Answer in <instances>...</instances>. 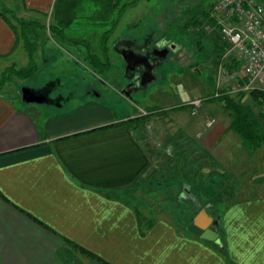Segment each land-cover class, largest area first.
Returning <instances> with one entry per match:
<instances>
[{
    "label": "crops",
    "instance_id": "obj_1",
    "mask_svg": "<svg viewBox=\"0 0 264 264\" xmlns=\"http://www.w3.org/2000/svg\"><path fill=\"white\" fill-rule=\"evenodd\" d=\"M52 1L20 0L19 4L28 19L38 22V15L47 13ZM36 29L39 26L32 25L25 33L32 39ZM108 36L101 33L98 52L87 47L90 44L84 38L61 41L83 43L86 52L103 60L100 55L106 51ZM122 40L128 38H118L113 46ZM23 43L0 15V58L9 57L18 46L25 50ZM50 60L48 64L58 59ZM7 82L0 88V264H97L79 248L110 264H264V194L217 204L220 246L163 216L152 218L141 234L135 210L125 197V189L149 162L137 120H129L134 115L116 112L98 99L97 92L62 106L60 95L51 97L43 89L52 80L46 86H27L42 91L38 90L37 101L26 102L18 85L12 92L2 91ZM245 98L256 105L258 123L253 119V126L260 129L256 124L261 126L264 115L257 110L258 99L249 93ZM222 105L230 117L225 124L210 116L203 125L198 111L210 114L217 109L200 104L188 120L177 117L178 131L170 135L187 136L214 162L213 151L219 156L218 143L227 127L235 124L230 107ZM247 108L242 107L249 113ZM214 123L216 131L208 127ZM187 129L192 135L184 132ZM257 134L264 138V133ZM75 253L89 262H82Z\"/></svg>",
    "mask_w": 264,
    "mask_h": 264
},
{
    "label": "rangeland",
    "instance_id": "obj_2",
    "mask_svg": "<svg viewBox=\"0 0 264 264\" xmlns=\"http://www.w3.org/2000/svg\"><path fill=\"white\" fill-rule=\"evenodd\" d=\"M128 1L120 0V3ZM214 1L136 0L133 4L126 5L105 42L109 65L102 71L87 66L89 62L85 57V44L74 45L65 39L62 42V39L48 32L46 24L52 22L49 9L47 13L38 15L37 20L41 27L35 30L33 36L34 58L37 65L35 72L26 78L18 79L11 76L12 81L7 82L2 91L12 92L17 85L41 87L46 85V81L52 80L53 84L47 88L50 96L60 95V103L65 107L97 92L99 100L109 103L121 115L147 113L141 122L136 123L145 146L158 154L173 152L167 137L178 131L177 117L182 116L183 120H188L191 115L197 113L200 104L203 106L206 104L212 110H217L213 113L210 111V114L203 113L202 109L198 111L201 113L203 125L204 120L210 116L216 117L218 121L222 119L225 124L230 117L221 110L224 108L221 97L229 95L235 101L238 99L239 91L235 88L241 71L240 69L227 71L226 63L234 57L233 53L225 54L224 43V47L219 49L222 41L219 40L218 30L211 20L208 23L202 16L206 12L208 14ZM19 3L20 0H0V8L7 6L17 17L28 19L29 16L22 12ZM81 3L83 4L81 7L71 12L72 17L64 31L65 35L84 38L83 40L89 41L90 45L87 47L98 52L99 37L104 29L113 24L111 21L116 13L114 11L110 16L109 14L106 16L104 11L95 8L89 1ZM11 14L8 10L5 12L9 20L16 24ZM118 38L130 39L135 50L145 46V38L148 39L147 47L156 46L161 41L163 44H173V48L154 68V78L147 82L144 88H132L125 94L119 90L124 81L128 80L123 77V62L113 47ZM42 52L44 56L40 57ZM52 57L58 60L48 64L47 61L52 60ZM100 58L103 59V56L100 55ZM11 61L15 67L26 64L23 46L22 48L18 46L9 57L0 58V72ZM227 90L229 92H226ZM244 94L246 93L243 92ZM242 98L243 96L241 100ZM242 102L243 107H248L251 119H255L256 122L257 111H254L256 105L248 98ZM181 105L183 107L177 108ZM257 110L261 112L259 107ZM229 112L232 114L230 109ZM238 119L232 120L234 122ZM260 123L261 126L256 124V127L260 128L256 131L263 134L264 119ZM214 125L208 127L214 131L217 123ZM232 127H227L228 132L227 130L224 132L218 143L219 156L211 149L215 155L214 164H209V167L204 169L209 172L203 173L204 178L200 186L202 188L205 184L208 192L206 195H200L201 200L217 199L226 202L241 196L264 194V140L259 139L257 135L256 140L251 141V144L258 143L257 146H251ZM184 132L191 134L188 129ZM179 189L177 186L167 187L166 190L159 183H144L134 189H125V196L137 206L143 216L167 217L183 229L182 221L186 219L182 214L184 212L182 208L185 207L186 212L190 213L192 207L188 200L175 197ZM191 190L195 191L194 188H189L191 193ZM211 209L210 206L205 208L209 213ZM75 255L82 262H89L87 258H82L77 253Z\"/></svg>",
    "mask_w": 264,
    "mask_h": 264
},
{
    "label": "trees",
    "instance_id": "obj_3",
    "mask_svg": "<svg viewBox=\"0 0 264 264\" xmlns=\"http://www.w3.org/2000/svg\"><path fill=\"white\" fill-rule=\"evenodd\" d=\"M82 1H89L90 4L95 6V8L104 11L106 16L108 14L110 16L115 11L116 16L111 21V23L113 24H111L108 28L104 29L102 32L103 37H107L109 33L113 30L114 24L118 20L121 11L125 8L126 5H131L136 0H129L128 2H123V3H120V0H53L49 12L51 13L52 16V20H51L52 22L46 24V28L48 32L54 35L58 39L66 38L64 31L66 27H68L69 20L72 17L71 12H73L75 8L82 6L83 5L81 3ZM7 10L12 13L11 14L12 18L16 21L17 26H14V24L5 15V12ZM0 15L1 17H3V19L6 20L7 23H9V26L15 33V36H17V39L19 37L23 40L24 42L23 44L26 50V57H27L26 64L24 66L15 67L14 65L11 64L1 72L0 74V88H1V86L5 82L10 81L11 79L10 76H14L17 78H26L35 72V69L37 67L34 58L35 41L33 40V37L32 39H30L31 36L30 38L28 37L29 35L25 33L26 32L25 29L32 25H36V26L38 25L39 27H41V24L37 22L35 19H24L21 17H17L13 13L11 8L7 6H3L2 8H0ZM204 16H205L204 18H206V22L209 23V20L211 19L208 18L207 12L205 13ZM219 47H220L219 49L221 50V47H224L223 43ZM105 52L106 51H104L103 53L104 56L103 60H100L96 53L89 51L86 52L85 57L87 58L89 65L92 68L102 71L103 69L107 68L109 65V59L107 58ZM99 64L103 66H99ZM237 64H238V60L234 57H231L229 62L226 63L227 66L226 68L228 70L230 68H235ZM49 85L47 86L45 85V86L48 88ZM47 88H43L45 92H48ZM39 91L42 90L39 89ZM249 94H251L254 98H257L260 95V92L258 90L252 89L249 91ZM242 96H243V92H238V96H237L238 99L236 101L233 100V98H230L229 95L222 96L221 99H223L226 106L230 107V111L233 113V118H237V119L239 118L237 121H234L235 131L238 133L239 136L242 137L244 141L250 143L251 146H256V144L258 143L251 144V141L256 140L255 137L258 134L253 126L254 122L250 118L248 111L242 109L243 106L242 103L240 102ZM143 118H144V114H138V115H134L129 120H137V122H141ZM262 140H264V138H262ZM167 142L170 145L171 149L173 148V152L171 151L168 154L166 153L158 154L156 151L153 152L151 148L147 147L149 150V154H148L149 162L146 165L143 172L134 180L133 184L129 186V188L134 189L137 188L138 186H141L144 183L145 184L159 183L162 188L167 190V187L177 188L178 186V188H180V186L183 183H187L189 185V188L195 189L194 192L191 190L193 194V198H191L188 195L186 197L179 195L180 189L178 190V192H176L175 195L177 199L188 200L189 201L188 203H190V206L192 207V212L190 213L186 212L185 207L182 208V211L184 210L182 214L185 216V219L187 220V221L186 220L182 221L183 229H185L186 223L191 219L194 213L201 207L206 208L207 206H210L212 208L210 214L213 215V217L216 218L218 221L219 214L217 213L216 208L220 200L213 199V201L212 200L210 201L208 199H202V200L200 199L201 198L200 195L202 194L206 195V193L208 192L207 191L208 188H205L206 187L205 184L202 185V188L200 186V184H202L204 174L209 172V170L205 171L204 169H207V167H209V164L210 165L214 164V162L210 159L209 154H206L205 151L200 150V147L199 146L197 147V145H195L194 142H192L187 136H183L179 133L170 135L167 138ZM210 174H212V170H210ZM214 180L216 181V179ZM214 192H209V193L213 194ZM128 202H130L129 199ZM131 206L135 210L139 233L142 234L151 225L152 218H147L143 216L139 212L135 204L131 203ZM218 226H219V222H218ZM185 231L188 232L186 229ZM64 242L68 243L69 245L71 244L74 245L73 242L67 239H64ZM208 242L214 243V245L217 246H220L222 244L219 240L208 241ZM79 250L84 255H87L92 260H94L97 264H110L109 262L103 260L99 256L87 252L82 248H79Z\"/></svg>",
    "mask_w": 264,
    "mask_h": 264
},
{
    "label": "built area",
    "instance_id": "obj_4",
    "mask_svg": "<svg viewBox=\"0 0 264 264\" xmlns=\"http://www.w3.org/2000/svg\"><path fill=\"white\" fill-rule=\"evenodd\" d=\"M208 18L226 45L225 54L233 53L238 60L236 69L230 68L241 71L235 90H258L264 115V0H215Z\"/></svg>",
    "mask_w": 264,
    "mask_h": 264
},
{
    "label": "water",
    "instance_id": "obj_5",
    "mask_svg": "<svg viewBox=\"0 0 264 264\" xmlns=\"http://www.w3.org/2000/svg\"><path fill=\"white\" fill-rule=\"evenodd\" d=\"M122 58L128 62L129 59H136V61H141L144 63V70L140 74V84L151 81L154 78V75L151 71V67L147 62V59L140 56H137L132 51H129L127 56L124 55L123 51L121 52ZM134 62V61H132ZM39 90V89H37ZM36 89L29 88L27 86L20 87V98L23 101H37L35 94L33 93ZM179 194L188 195L193 198V194L189 191V186L186 183H183L181 186V191ZM206 206V205H205ZM185 229L191 234L198 236L204 240L208 241H217L219 236V227L218 221L216 218L212 217L204 207L198 209L197 212L191 217V219L186 223Z\"/></svg>",
    "mask_w": 264,
    "mask_h": 264
},
{
    "label": "flooded vegetation",
    "instance_id": "obj_6",
    "mask_svg": "<svg viewBox=\"0 0 264 264\" xmlns=\"http://www.w3.org/2000/svg\"><path fill=\"white\" fill-rule=\"evenodd\" d=\"M172 45L173 44H171V43H164V47L158 48L155 45H151V46L147 47V43H146L144 47H140V48H138V50H135L133 48L134 45L129 40L128 41L122 40V41H119V43H117L116 45H114L113 47L116 50V53L120 56V59L123 62V66H124L123 77L127 78V80H128L126 82L124 81V85L122 84L120 86L121 88L119 91L122 94H125L132 88H136V89H139L142 87L144 88L145 87L144 85L147 83L146 82L144 84H140L139 87L134 86L133 77L136 76L137 74H139V77H140V74L144 70V63L141 61H136V59H134V60L129 59V61L126 62L122 58L123 56H121L122 51H123L125 56H127L129 51H132L137 56H140L141 59H142V57L146 58L147 62L149 63V65L151 67V71H152L153 75L155 76L154 68L161 62V58L164 57L171 48H173ZM132 61H134V62H132ZM33 93L35 94L36 97L41 95L38 93L37 90L34 91ZM179 195L186 197V195H183V194H179Z\"/></svg>",
    "mask_w": 264,
    "mask_h": 264
},
{
    "label": "clouds",
    "instance_id": "obj_7",
    "mask_svg": "<svg viewBox=\"0 0 264 264\" xmlns=\"http://www.w3.org/2000/svg\"><path fill=\"white\" fill-rule=\"evenodd\" d=\"M156 47H158V48L164 47L163 42L161 41L160 43H158L156 45ZM133 81H134V86L135 87H139L140 86V77H139V74H137L136 76L133 77Z\"/></svg>",
    "mask_w": 264,
    "mask_h": 264
}]
</instances>
